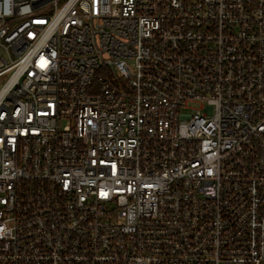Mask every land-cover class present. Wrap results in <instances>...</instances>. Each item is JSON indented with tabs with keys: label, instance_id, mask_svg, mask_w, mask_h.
<instances>
[{
	"label": "built area",
	"instance_id": "2783aa9c",
	"mask_svg": "<svg viewBox=\"0 0 264 264\" xmlns=\"http://www.w3.org/2000/svg\"><path fill=\"white\" fill-rule=\"evenodd\" d=\"M0 264H264V0H0Z\"/></svg>",
	"mask_w": 264,
	"mask_h": 264
},
{
	"label": "rangeland",
	"instance_id": "374dc122",
	"mask_svg": "<svg viewBox=\"0 0 264 264\" xmlns=\"http://www.w3.org/2000/svg\"><path fill=\"white\" fill-rule=\"evenodd\" d=\"M198 106H199V105H197V104H191V105H190L191 108H198ZM189 112H192V110L190 109Z\"/></svg>",
	"mask_w": 264,
	"mask_h": 264
}]
</instances>
